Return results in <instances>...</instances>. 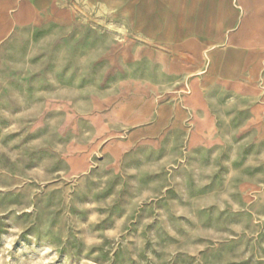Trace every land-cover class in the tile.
Returning a JSON list of instances; mask_svg holds the SVG:
<instances>
[{"label": "rangeland", "instance_id": "1", "mask_svg": "<svg viewBox=\"0 0 264 264\" xmlns=\"http://www.w3.org/2000/svg\"><path fill=\"white\" fill-rule=\"evenodd\" d=\"M17 6L0 44V264H264L263 85L191 90L238 2Z\"/></svg>", "mask_w": 264, "mask_h": 264}, {"label": "crops", "instance_id": "2", "mask_svg": "<svg viewBox=\"0 0 264 264\" xmlns=\"http://www.w3.org/2000/svg\"><path fill=\"white\" fill-rule=\"evenodd\" d=\"M19 1L0 0V44L11 32L10 22L12 25H20L24 19L25 12L20 6H17ZM236 1L242 13L240 24L234 33L230 34L228 38L222 39L223 44L218 43L206 52L207 66L206 70L201 73L204 76L198 82L192 81L191 83V90L195 95L198 94V90L211 93L216 90L229 92L235 90L244 94L245 90L261 89V85L264 90V75L261 76L258 65L261 62L260 45L264 43V8L259 10L255 6L254 0ZM251 29L253 30L252 34H250ZM216 37L220 38L221 35L217 34ZM247 40H251L253 43L260 42V45L255 46L253 43L250 45ZM201 46L199 45L197 49L199 57L202 54L205 55ZM182 61L166 60L164 72L175 78L184 77L190 72L191 67ZM247 63L255 65L250 68L246 66ZM198 98L199 96L196 97L197 102ZM196 113L199 114V108L196 109ZM200 126L201 124L196 125L195 133H198ZM262 139L264 140V135Z\"/></svg>", "mask_w": 264, "mask_h": 264}]
</instances>
